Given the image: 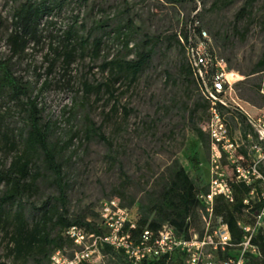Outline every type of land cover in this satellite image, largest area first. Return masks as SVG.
<instances>
[{"label":"trees","instance_id":"16d2710c","mask_svg":"<svg viewBox=\"0 0 264 264\" xmlns=\"http://www.w3.org/2000/svg\"><path fill=\"white\" fill-rule=\"evenodd\" d=\"M160 1L173 6L189 3L194 6V17L171 35L151 36L142 33L136 19L129 16L130 11L126 13V19L122 18L116 23L100 20L90 26L82 19V10L88 8L90 0L5 1L0 11V37L5 42V51L0 52V250L4 252L0 255V264H50L54 252L62 251L68 256L69 249L73 250L69 256L72 257L76 247L67 236V231L72 227L81 228L87 235L101 234L98 214L91 212L95 217L90 218L87 212L71 214L68 209L69 183L62 159L68 145L79 137L80 131L66 145L53 139L57 122L46 119V107L40 101L44 93L53 87L50 79L52 74L59 69L63 72L62 77H66L74 65L88 60L92 65L102 62L99 69L107 77L101 82L95 79L94 83L84 77L75 91L73 105L64 111L72 120L81 110L91 109L106 96L109 97L107 103L116 99L122 84L127 83L130 88L150 67L157 49L165 42L168 50L176 46L183 56L179 64V77L189 87H198L203 94V81L193 68L191 50L197 53L203 45L202 56L211 61L204 70L207 79L217 71L216 59L220 58L212 39L203 37L207 31L201 26L200 7H197L196 0ZM255 2L247 1L237 14L233 32L241 36L242 40L255 22L252 19ZM217 6L215 3L212 9H217ZM242 22H245L243 31L239 27ZM258 24L264 31V15ZM114 45L120 49L110 59L111 54L106 51ZM46 49L48 52L44 54L43 67H34L36 78L34 81L28 80L20 72L31 68L33 61L29 59ZM24 65L26 68H23ZM41 68L46 71L41 72ZM92 70L93 66H89L88 72ZM263 71L264 51L255 65L254 73ZM71 80L64 86L70 87ZM257 90L259 92V88ZM210 106L205 97L203 102L197 101L192 118L199 109L210 112ZM118 113L116 103L112 112L105 115L106 119L112 120ZM230 114L246 123V127L254 133L246 116L236 112ZM84 122L83 137L86 140L93 137L107 140L101 132L103 126L97 127L87 113ZM194 130L198 139L210 149L209 135L198 127ZM190 161L193 171L199 173V156L194 155ZM127 180L114 190L113 195L120 199L123 207L132 209L138 203L135 197L127 194ZM43 185L50 187L53 193L40 207L32 203L28 208L27 202L41 194ZM208 185H200L199 180H194L183 165L174 161L154 181L150 191L146 192V202L141 206L145 214L136 220V228L129 232L134 239H139L146 230L158 232L164 225H168L178 236L188 237L190 229L201 221L202 203L199 195L207 192ZM231 187L234 201L218 198L216 215L228 226L232 242L240 243L244 235L240 224L253 226L256 215L262 210L263 203L259 201L261 186L233 179ZM253 190L255 195L252 197ZM246 200L248 203H245ZM253 243L259 247L261 256L248 255L246 264H264L263 231L256 234ZM101 250L104 256L116 258L121 264H132L109 246ZM229 256L227 253L222 258ZM81 264L91 263L84 261ZM139 264H182V257L175 254L144 260Z\"/></svg>","mask_w":264,"mask_h":264},{"label":"rangeland","instance_id":"374dc122","mask_svg":"<svg viewBox=\"0 0 264 264\" xmlns=\"http://www.w3.org/2000/svg\"><path fill=\"white\" fill-rule=\"evenodd\" d=\"M5 1L0 0V11ZM247 1L249 0H196L197 7H200L201 26L212 39L217 55L227 63L229 70L235 73V79L239 76L240 80L235 85L237 102L254 116L258 114L254 108L264 110V98L257 90L262 81V72L254 73L255 65L264 51V31L258 24L264 15V0H256L254 3L252 19L255 22L242 40L241 36L234 35L233 30L237 14ZM215 3L218 5L217 9H212ZM87 7L82 10V19L90 26L100 20L110 21V24L116 23L122 18L126 19V13L130 11L129 16L136 19L142 33L151 36L171 35L194 17L193 5L186 3L173 6L160 0H90ZM244 23L239 24L241 31ZM119 49L118 45H114L106 51L111 54L110 59L115 57ZM4 51L5 42L0 37V52ZM47 52L48 49L38 52L34 58L29 59L33 61L31 68L20 73L28 80L34 81V67H43L44 54ZM182 57L178 47L173 46L168 50L167 42L163 43L157 49L150 67L130 88L127 83L122 84L118 88L116 99L107 103L109 97L106 96L91 109L81 110L72 120H69V114L64 111L66 107L73 105L75 91L84 77L92 83L95 79L101 82L107 77L99 69L102 62L92 65L88 60L74 65L66 77H62L63 72L59 69L51 75L53 87L44 93L40 101L46 107V119L57 122L53 139L66 145L71 142L73 135L80 131L79 137L68 145L69 148L65 150L62 159L69 183L68 209L71 214L87 212L90 218L95 217L93 212L99 215L102 203L111 199L120 201L113 195L114 190L120 188L128 178L127 194L129 197H135L138 203V206L131 209L132 217L137 220L145 214L141 206L146 202V192L150 191L154 181L174 161L183 165L194 180H199L200 185L209 184L210 149L198 139L194 130L198 127L206 132L209 112L199 109L192 118L195 104L197 101L203 102L204 96L198 87H189L183 78L179 77ZM89 66H93L90 72ZM44 71L46 69L41 68V72ZM71 78V86L65 87ZM116 103L118 115L112 120H107L105 115L112 112ZM86 113L97 127L103 126L101 132L107 138L106 141L100 140L99 137L88 141L83 137ZM224 115L233 138L238 139L240 135L247 133L253 140L256 139L254 133L246 127V123L233 118L228 112H224ZM194 155H198L201 162L199 173L193 171L190 161ZM227 176H232L231 169L227 170ZM41 189L39 196L27 202L28 208L32 203L40 207L53 193L47 185H43ZM72 251L67 250L68 256ZM3 254V250H0V255ZM105 262L121 264L118 259L109 255L106 256Z\"/></svg>","mask_w":264,"mask_h":264},{"label":"built area","instance_id":"2783aa9c","mask_svg":"<svg viewBox=\"0 0 264 264\" xmlns=\"http://www.w3.org/2000/svg\"><path fill=\"white\" fill-rule=\"evenodd\" d=\"M204 38H208L206 32ZM203 45L199 52L190 51L193 68L203 81V95L210 103V118L206 132L210 137L211 179L207 192H202L201 221L189 231V236H178L172 227L164 225L158 232L146 230L139 239H134L129 230L136 228V220L131 209L123 207L117 199L105 201L99 212L101 234L87 235L81 228L72 227L67 236L76 247L69 257L56 251L50 264H106L102 248L111 247L123 255L128 263L139 264L144 260L179 254L182 264H246L248 255L261 256L259 247L253 243L259 231L264 233V110L251 115L238 102L235 85L239 76L231 72L227 63L216 59L217 71L206 78L204 70L211 63L203 57ZM233 75V78L231 76ZM259 94L264 98V71L259 86ZM224 112L243 114L253 128L256 139L250 134L233 138ZM244 138V139H243ZM232 176H227V170ZM235 179L248 185L260 184L262 210L256 215L255 224H240L244 235L240 243L232 242L228 226L216 215V201L223 197L234 201L231 181ZM255 195V190L251 196ZM248 203V200L245 201ZM230 256L225 257L226 254Z\"/></svg>","mask_w":264,"mask_h":264}]
</instances>
